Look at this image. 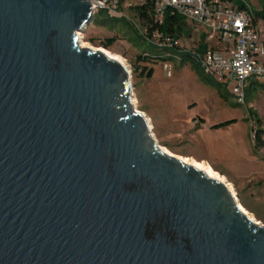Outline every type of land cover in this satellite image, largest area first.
<instances>
[{
  "label": "water",
  "instance_id": "water-1",
  "mask_svg": "<svg viewBox=\"0 0 264 264\" xmlns=\"http://www.w3.org/2000/svg\"><path fill=\"white\" fill-rule=\"evenodd\" d=\"M90 0H0V264H264V224L164 153Z\"/></svg>",
  "mask_w": 264,
  "mask_h": 264
},
{
  "label": "rangeland",
  "instance_id": "rangeland-1",
  "mask_svg": "<svg viewBox=\"0 0 264 264\" xmlns=\"http://www.w3.org/2000/svg\"><path fill=\"white\" fill-rule=\"evenodd\" d=\"M134 1H122L124 14L130 12L123 4ZM251 5L256 9L257 0H251ZM98 16L108 18L102 11L93 10V19ZM105 20V24L90 20L83 30L77 31L79 44L82 41L86 47H100L105 38L115 37L106 49L118 55L127 67L131 108L143 115L155 144L180 160L209 165L246 214L264 224V135L257 154L252 153L251 144L255 115L264 130V78L250 76L244 88V102L237 103L229 91L230 84L226 89L220 85L219 95L215 86L203 83L188 64L180 66L177 59L165 62L149 58L137 63V53L146 51L152 55L161 52L160 48L139 34L137 20L136 25L126 15L114 25ZM258 22L262 30L264 22ZM187 29L189 35L178 41L179 51L191 50L199 42L201 33L189 25ZM258 61L264 63V56H259ZM141 67L145 69L140 70ZM148 68L152 71L149 77L144 75ZM203 76L216 84L224 82ZM227 119L233 122L221 129L211 127Z\"/></svg>",
  "mask_w": 264,
  "mask_h": 264
},
{
  "label": "built area",
  "instance_id": "built-area-1",
  "mask_svg": "<svg viewBox=\"0 0 264 264\" xmlns=\"http://www.w3.org/2000/svg\"><path fill=\"white\" fill-rule=\"evenodd\" d=\"M92 10L102 11L107 17L123 18L136 26L148 43L160 49L171 48L170 38L158 33L167 10L173 11L193 31L204 33L202 48L197 46L188 51L201 73L230 84V93L237 103L244 102V88L250 77L264 78V63L258 61L264 56V27L259 29L254 19L251 0H154L151 6L150 32L132 13L124 14L118 0H90ZM143 0L124 3L140 6ZM137 20V21H136ZM264 22V20H262Z\"/></svg>",
  "mask_w": 264,
  "mask_h": 264
},
{
  "label": "trees",
  "instance_id": "trees-1",
  "mask_svg": "<svg viewBox=\"0 0 264 264\" xmlns=\"http://www.w3.org/2000/svg\"><path fill=\"white\" fill-rule=\"evenodd\" d=\"M123 0H118L119 4ZM154 0H143V3L140 6L134 5L128 7V11L132 14H134L142 23L144 27H146L147 31L150 32L151 28L148 27V25L151 23V6L153 4ZM258 7L253 10L254 19H261L264 20V0H257ZM108 20V23L110 25H114V22L117 20V18H102L101 16L96 19H91L92 22L96 24H105L106 20ZM157 31L161 35L168 36L170 38L171 48L170 49H160L161 52L148 55L146 51H142L141 53H137L135 55V60L137 63L140 61H148L149 58H155L162 61H173L175 58H179V65H185L188 64L190 70L203 81V83L210 84L211 86L216 87V93L221 95L220 93V86L219 84L214 83L212 80L210 81L206 77H204L198 68L196 62L194 61V58L187 52H180L178 41L184 36V33L187 32V25L184 23V21L176 15L175 12L167 10V12L163 16V20L161 25H156ZM115 40V37H108L105 38L103 42H100V47L107 48L110 46ZM197 48H202L201 43L198 44ZM109 50V49H108ZM144 67H141L140 70H144ZM135 70V67H134ZM152 71L150 68L145 70V76L149 77L151 75ZM207 76V75H206ZM224 96V95H222ZM252 111V110H251ZM249 111L250 114L255 115ZM255 125L252 129V137H251V144L253 154H257L260 148L263 145V135L264 130L261 128L260 120L255 115ZM230 121H224L221 123H218L214 125V127H220L223 125L228 124Z\"/></svg>",
  "mask_w": 264,
  "mask_h": 264
},
{
  "label": "bare ground",
  "instance_id": "bare-ground-1",
  "mask_svg": "<svg viewBox=\"0 0 264 264\" xmlns=\"http://www.w3.org/2000/svg\"><path fill=\"white\" fill-rule=\"evenodd\" d=\"M78 35V34H77ZM78 37H79V35H78ZM78 44H79V40H78ZM79 46L80 47H86L87 45H85L82 41H81V44H79ZM88 48H89V46H88ZM91 49H93V50H98V51H100V52H102L103 54H105L107 57H109V58H111V59H113V60H115V61H117V62H120V63H122L123 64V61H122V59L118 56V55H116L115 53H113V52H111L110 50H108V49H105V48H103V47H90ZM124 65V64H123ZM127 68V67H126ZM146 123H147V121H146ZM164 153H166L167 151L165 150V149H161ZM169 155V154H168ZM181 161L182 162H184V163H186V164H189V165H191L193 168H195V169H197V170H200L202 173H204L206 176H208V177H210V178H212V179H214V180H217V181H219V182H222L223 183V181H220V178L217 176V174L214 172V170L209 166V165H206V164H204V163H200V162H197V161H189V160H187V159H183V158H181ZM224 184V183H223ZM228 189V188H227ZM229 191H230V189H228ZM231 192V191H230ZM231 194H232V192H231ZM233 195V194H232ZM235 199V198H234ZM236 201V200H235ZM237 203V202H236ZM237 206H238V208H239V210H240V212L242 213V214H244L245 216H247L249 219H252L249 215H247L246 214V211L237 203ZM253 221H255L254 219H252ZM255 222H257V221H255ZM258 223V222H257Z\"/></svg>",
  "mask_w": 264,
  "mask_h": 264
},
{
  "label": "crops",
  "instance_id": "crops-1",
  "mask_svg": "<svg viewBox=\"0 0 264 264\" xmlns=\"http://www.w3.org/2000/svg\"><path fill=\"white\" fill-rule=\"evenodd\" d=\"M187 31H188V29H187ZM198 32L201 33V36H200V38H199V42H198V44H199V43H203L204 33H203L202 31H198ZM188 35H189L188 32L184 33V36H188ZM198 44H197V45H198ZM201 45H202V44H201ZM176 59H177V61H179V58H178V57L175 58V60H176ZM178 63H179V62H178ZM220 85H224V88L226 89V86H227L226 83L221 82V83L219 84V86H220ZM224 121H230V122H229L228 124L223 125V126H220V127H214V125H216V124H218V123H221V122H224ZM232 122H233V119L223 120V121H220V122H218V123H214V122H213L214 124H212L211 127L214 128V129H221L222 127H226V126L230 125Z\"/></svg>",
  "mask_w": 264,
  "mask_h": 264
}]
</instances>
